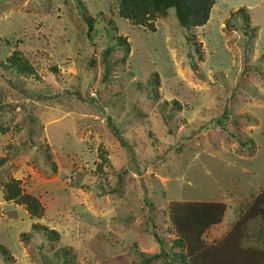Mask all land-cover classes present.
Instances as JSON below:
<instances>
[{
  "label": "rangeland",
  "instance_id": "rangeland-1",
  "mask_svg": "<svg viewBox=\"0 0 264 264\" xmlns=\"http://www.w3.org/2000/svg\"><path fill=\"white\" fill-rule=\"evenodd\" d=\"M149 21L118 0H0V264H195L171 201L224 203L203 264H264V209L249 218L264 191V0H214L202 26L172 7ZM12 180L41 216L4 198Z\"/></svg>",
  "mask_w": 264,
  "mask_h": 264
},
{
  "label": "trees",
  "instance_id": "trees-1",
  "mask_svg": "<svg viewBox=\"0 0 264 264\" xmlns=\"http://www.w3.org/2000/svg\"><path fill=\"white\" fill-rule=\"evenodd\" d=\"M213 3L214 0H118V12L120 16L130 20L133 24H149L151 26L149 21L151 16H164L168 9L172 7L174 8L179 25L184 28H190L192 26H202L207 22ZM86 21L89 27H92V18L87 16ZM110 51L111 48L107 47L103 52V61L106 64L105 76L109 71L107 57ZM19 59L20 58H17V60ZM12 63H14V65L17 64L16 60ZM14 181L15 180H12L11 183L9 182L6 184L7 188L4 192V198L24 204L26 209L33 216H41L43 208L39 200L28 193H21ZM260 205H264V191L255 199L249 218L260 209H264V206L260 208ZM168 211L177 235L176 242L186 246V252L182 254L181 257L185 258L186 256H190L192 260L191 263L203 264L202 260H204L205 257L202 250L205 249V246L202 243L201 234L209 226L221 220L224 212V203L213 201H171L168 206ZM247 218L248 216L241 217L229 233H239L240 226H242L244 223L243 221ZM32 227L46 229L45 226L36 223H34ZM47 232L51 237L56 236V232L53 229L47 230ZM233 242H235V239L234 236L232 237L231 235L230 238H226L221 244L216 245L215 249L219 252L222 248L221 246L228 247V244L229 248H231L230 245L236 247ZM2 249L3 252H5V249ZM158 256V253L146 256L142 259V264H150V262ZM195 259L202 260L199 262ZM217 261L218 262L215 261L211 264H249L245 256H235L233 253Z\"/></svg>",
  "mask_w": 264,
  "mask_h": 264
},
{
  "label": "water",
  "instance_id": "water-1",
  "mask_svg": "<svg viewBox=\"0 0 264 264\" xmlns=\"http://www.w3.org/2000/svg\"><path fill=\"white\" fill-rule=\"evenodd\" d=\"M190 65L193 68V60L190 61Z\"/></svg>",
  "mask_w": 264,
  "mask_h": 264
}]
</instances>
